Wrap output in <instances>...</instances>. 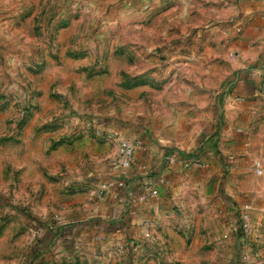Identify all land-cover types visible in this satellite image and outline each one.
I'll return each instance as SVG.
<instances>
[{
    "label": "rangeland",
    "instance_id": "obj_1",
    "mask_svg": "<svg viewBox=\"0 0 264 264\" xmlns=\"http://www.w3.org/2000/svg\"><path fill=\"white\" fill-rule=\"evenodd\" d=\"M30 1L0 0L27 4L0 34V264H179L155 233H116L102 186L184 89L222 106L235 0Z\"/></svg>",
    "mask_w": 264,
    "mask_h": 264
},
{
    "label": "crops",
    "instance_id": "obj_2",
    "mask_svg": "<svg viewBox=\"0 0 264 264\" xmlns=\"http://www.w3.org/2000/svg\"><path fill=\"white\" fill-rule=\"evenodd\" d=\"M233 4L228 44L235 58L228 73L235 71L236 78L229 96L217 109L218 89L194 85L159 116V130H134L126 139L140 146L132 166L117 176L127 187L108 188L99 203L117 218V234L155 233L179 264H241L244 254L264 264V0ZM37 5L30 1V10ZM26 6L2 5L0 34L11 26L6 19L12 11L19 25ZM199 148L187 168L166 159L170 149ZM148 189L156 196L138 200ZM245 206L253 228L249 239L240 226Z\"/></svg>",
    "mask_w": 264,
    "mask_h": 264
},
{
    "label": "built area",
    "instance_id": "obj_3",
    "mask_svg": "<svg viewBox=\"0 0 264 264\" xmlns=\"http://www.w3.org/2000/svg\"><path fill=\"white\" fill-rule=\"evenodd\" d=\"M140 142L132 141L129 139H123L120 140L118 146H117V165L121 169H128L132 166L133 159L135 152L137 148H139ZM166 159L169 163H175L177 162V159L180 161L182 167L187 168L189 167L194 158L192 157H187L183 153H179L178 151L174 149H170L169 152L166 155ZM144 168V167H143ZM260 173V171H258ZM112 187H117L119 189H125L127 187L126 182L123 180H118V181H109L105 184H103L102 189L103 191L107 190L108 188ZM157 192L156 190L153 189H148L146 190L145 194H142L139 196L138 200L140 201H145L149 197H154L156 196ZM244 212L241 216V221H240V226L242 232L246 235V237L249 239L253 228L251 227L250 223V207L245 206ZM256 260L252 257H250L247 254H244L241 257V264H256Z\"/></svg>",
    "mask_w": 264,
    "mask_h": 264
}]
</instances>
